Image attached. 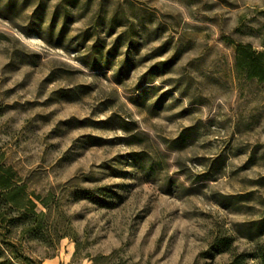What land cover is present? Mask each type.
Instances as JSON below:
<instances>
[{"label":"rangeland","instance_id":"obj_1","mask_svg":"<svg viewBox=\"0 0 264 264\" xmlns=\"http://www.w3.org/2000/svg\"><path fill=\"white\" fill-rule=\"evenodd\" d=\"M238 45L264 53V0H0V164L45 215V241L15 227L12 250L252 263L264 82L237 62H264Z\"/></svg>","mask_w":264,"mask_h":264},{"label":"trees","instance_id":"obj_2","mask_svg":"<svg viewBox=\"0 0 264 264\" xmlns=\"http://www.w3.org/2000/svg\"><path fill=\"white\" fill-rule=\"evenodd\" d=\"M237 50L264 62V53L254 52L250 46L238 45ZM237 66L245 68L244 75L247 79H255L259 83L264 82V71L244 65L241 62H237ZM35 209V203L30 198V194L26 192L25 186L20 183L16 173L10 167L0 164V258L3 257L5 252H9L13 256L12 259L19 260L23 264H42L38 260L12 250L15 245L9 241L15 227L21 228L22 237L43 238L40 234L39 221L45 215L42 212L36 213ZM219 245L228 248L229 242L227 239H223L219 242ZM78 251V244L76 243L73 259L77 258ZM88 260L89 264H129L127 260L117 256L116 252L107 256L99 255ZM251 261L252 263H249L247 257L239 254L232 257L226 264H264V245L259 253L252 257ZM7 262L8 260L5 259L0 264Z\"/></svg>","mask_w":264,"mask_h":264}]
</instances>
